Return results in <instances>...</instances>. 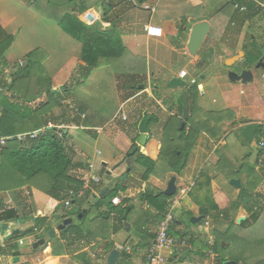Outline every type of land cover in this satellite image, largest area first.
<instances>
[{"label":"crops","instance_id":"crops-1","mask_svg":"<svg viewBox=\"0 0 264 264\" xmlns=\"http://www.w3.org/2000/svg\"><path fill=\"white\" fill-rule=\"evenodd\" d=\"M159 1L149 0L142 4L156 7L153 14L143 7L134 8L127 0H110L111 10L106 24L108 26L115 25L120 34L122 45L132 56L139 57L134 50L140 47L142 40L146 42V45H150L153 40L156 45L166 47L163 40L169 45L170 53L188 55L189 63L195 65L197 63L196 56L192 57L188 54L186 44L193 26L205 19L194 22L191 14L186 16L183 21L177 19L179 17L177 14L176 18L163 22L157 12ZM212 1L183 0V3L185 2L189 7L199 5L209 7ZM253 1L262 7L260 11L264 13V0ZM230 2L247 7L245 3L239 1V4L236 0H218L215 7L212 6L213 12L209 13L208 17L212 15L213 17H227L228 15L229 19L231 15L228 25L230 33L239 35L244 32L245 26L240 24V16L244 12H239L234 7L230 9L228 7ZM28 3V0H0V42L8 35L13 37L8 51L0 58V91L9 94L8 87L14 80L17 70L26 65V58L32 51L40 49L45 54L42 66L51 80L52 90L61 92L62 97V106L54 109L53 116L59 123L58 128L72 125V128H67L69 130L62 129L66 133L72 134L78 128H84V123L88 118L86 110L88 108L86 104L77 102L70 96L71 94H67L66 88L72 87V83L74 84L76 80L78 81L76 85L80 88L81 83H86L98 74L102 77L100 70L103 69L100 67L91 70L89 76L83 81L82 69L85 64L80 60L81 45L65 34L55 22L33 11ZM213 3L215 2L213 1ZM87 14L92 15L94 21L100 22L101 13L98 8H94ZM87 14L84 16L85 23L93 25L94 22L86 20ZM101 26L103 24L99 27ZM145 26H148V31L144 29ZM61 53L63 55H60ZM147 61L148 55L145 58V76L131 78L132 84H137L135 90L130 88L129 90L128 88L120 90L119 82H121L122 76L117 78L115 74L112 75L118 89V97L122 100L120 108L124 107V111L119 109V112L112 115L110 123L106 122L111 126L110 135L118 147L117 154L108 153L105 158H98L101 154L97 152V155L84 161L82 153L73 149V161L84 166L83 169L73 172V176L83 179L85 187L89 185L90 181H94L92 193L96 197L102 190H108L110 185L118 180L117 183H121L125 192L114 198H118L120 201L122 198L132 200L134 209L130 220L124 222L128 225L129 230H126L124 224L122 230L112 234L107 240L113 243L115 249L118 246L127 248L129 256L122 264H147L145 254L157 227L155 211L139 201L136 195L145 189L154 193L164 192L169 180L174 177L176 194L170 200L176 202L175 212L178 215L175 216L173 232L176 236H183L182 238L187 239L189 248L183 253V257L181 255L173 256L167 250L162 251V254L167 258L168 264H220L219 256L225 252L222 250L216 252L215 246H211V243L214 245L215 236H219L224 227L231 224L238 225L248 217L242 204L247 203L249 199L242 198L241 192L243 190L252 194L262 192L264 199V155H258L261 150L260 145L254 141L247 148L236 135L239 129L247 125L255 124L264 127V72L254 69L253 81L248 84L232 83L228 80L226 73L217 74L214 87H217L219 95L217 101H212V105L215 106L203 107L199 104L194 93V100L192 95L189 96V119L183 121L180 99H175V96L160 91V84L179 78V72L184 69H180L177 73L172 71L168 80H165L160 73L162 80L160 84L155 85L152 76H150ZM195 85L197 91L202 89V84L197 81ZM64 89L67 93L63 92ZM201 94L204 95L205 92L202 91ZM193 101L196 105L195 111L190 110ZM64 103L71 104L72 108H70L71 105L67 106ZM31 106L33 107V105ZM66 106L69 110L77 109V113L72 110L67 111ZM126 107L128 109H125ZM71 112H73L72 115H70ZM146 114L154 117L155 120L151 121L149 118L146 144L137 148L138 153L134 159L129 153L134 147L133 142L136 144L140 136L139 123L145 119L143 117ZM168 118L181 121V124L184 123L183 138L185 139H182V145H188V148L181 155L182 167L178 172H170L165 170L167 167L161 165L155 174L150 176L147 181H143L141 176L144 169L138 163L139 155L141 154L152 161L158 160L163 127ZM96 121L101 122L102 120L93 116L89 122L95 123ZM106 123L104 125H107ZM102 127L94 126L95 132L100 134L103 131ZM182 128L180 125V129ZM70 138L72 139L71 136ZM70 143L72 144V142ZM260 143H264V141ZM71 146L73 147V145ZM247 167L253 168L261 181L249 183ZM238 169L240 172L236 174ZM123 177L125 178L123 179ZM87 178L91 180L87 181ZM231 180H238L240 187L236 188L231 185ZM183 189L186 191L181 193ZM243 199L248 201L244 202ZM0 203L15 209L20 218L18 222L3 223L7 225L3 233L0 228V250L2 251L0 253V262L2 263L0 264H7L10 259L15 263L14 258H17L16 262H20V264H81V261L75 260L74 257L82 252L87 253L92 261L106 264L109 254L105 260L99 257L104 249L103 243L97 246V243L101 241L100 238H89V242H81L72 246L64 255H51L53 243L60 239L57 227L63 219L60 218V214H55L58 202L42 192L28 187L2 192L0 193ZM84 210H87V206H84ZM102 211V209L98 210L99 213ZM206 211L209 212L208 215L203 214ZM53 214L59 217L56 218ZM50 215L58 220L53 223L49 218ZM144 215L145 219H143ZM185 215L189 219L194 218L199 221L190 222L192 226L186 227L182 221ZM42 217L47 218L45 228L56 232L54 238L48 242L41 237V233L46 231L45 228L39 233H34L40 236L38 239L45 240L44 248L39 246L36 249L32 248L34 252H25L19 248L24 243L18 245L15 242L10 246L6 244L5 238L8 235L14 231L19 232L30 228L32 226L31 218ZM71 219L74 223V218ZM111 223V225L115 224L113 218ZM37 240L35 239L31 244ZM61 243L65 245L66 242L62 241ZM14 251H17L19 257L12 256Z\"/></svg>","mask_w":264,"mask_h":264},{"label":"trees","instance_id":"trees-1","mask_svg":"<svg viewBox=\"0 0 264 264\" xmlns=\"http://www.w3.org/2000/svg\"><path fill=\"white\" fill-rule=\"evenodd\" d=\"M133 1L137 7H140L149 0ZM236 1L247 5L246 11L241 16L240 24L244 25L248 21L259 20L264 16V13L260 11L262 7L253 0ZM228 5L232 9L233 3L230 2ZM29 7L41 16L55 22L65 34L81 45L80 60L85 64L82 69L83 81L89 76L91 70L104 66H110L117 78L123 75H130L134 78L145 76L144 59L132 56L127 52L121 43L120 34L114 24L110 25V29L107 31L102 26L97 27L94 24L88 25L85 23V14L94 8L100 10V23L108 22L111 10L110 0H33ZM193 8L185 2L183 3V0H160L157 4L158 16L163 22L176 18L177 14L179 15L177 19L184 21L186 16L193 13L190 12ZM227 17L220 16L219 18ZM230 20L231 15L228 21L230 22ZM260 41L257 43L256 39L251 38L250 42L246 43L248 47L244 50V58L246 57L243 63L244 68L254 67L262 57L264 39L260 38ZM12 42L13 37L11 35L0 42V58L8 51ZM44 59L45 54L40 49L32 51L26 58V65L17 70L14 80L8 87L9 94L0 91V138L6 139L4 144L0 145V193L24 187L34 188L58 202L56 208H63V214L60 215L61 219L72 217L78 219V223H73L59 232L60 239L52 245V256L64 255L72 246L81 242H89V238H100L101 241L97 243V246L103 243L104 249L99 257L105 260V257L115 249L113 243L107 240L112 234L124 228V222L130 220L134 205L131 203L132 200L128 198H122L118 205L111 203L114 197L125 192V188L121 183H114V186L110 185L107 193L101 199L96 200V195L92 193L95 182L90 181L89 185L84 187L85 181L73 176V172L83 169L84 166L73 161L74 151L72 146L69 145V134L64 133L62 129H58L59 123L53 116L54 109L62 106V97L61 92L52 90L51 80L42 66ZM136 86L137 84L130 87V89L135 90ZM63 92H65V89ZM190 93L194 100L193 94L195 93L196 97L198 93L196 85L192 86ZM13 95L16 97L13 98ZM31 105L37 106L32 107ZM191 108L190 110L196 108L194 101ZM143 118H151V121L155 120L154 117L148 114ZM180 125L181 121H175L173 118L167 119L163 127L161 150L157 161L139 155L138 163L144 169L141 176L143 181H147L150 176L155 174L161 165L167 167L165 170L170 172H178L182 167L181 155L188 148V145H182V139H185L183 138L185 128L180 129ZM35 132L36 135L31 138L29 134ZM23 134L27 135L23 140L16 138L18 135ZM236 135L247 148L254 141L260 145V142L264 141V127L255 124L247 125L239 129ZM133 145L136 146L135 142H133ZM259 147L261 150L258 155H264V146ZM136 153H138V150ZM239 172L240 169L237 170L236 174ZM246 173L249 183L253 181L255 183L256 180L261 181L253 168L247 167ZM70 190L75 193L82 191L81 197L72 198L70 206H73L74 210H67L63 205ZM262 195V192L255 194L247 190L241 192L240 196L242 198L249 199L245 204L241 202L248 217L238 225H227L219 236H215L213 245L215 251H225V254L219 256L220 264H224L228 260L236 261L238 264H264V229L261 238L259 237L258 240L251 237V233L256 226L259 225V227L264 228V199ZM136 196L139 201L155 211L158 225L166 212L168 202L172 198L166 197L163 192L154 193L148 189L139 192ZM86 205L87 213L78 218ZM94 209L103 210L100 213L98 212V217L92 221L95 223L94 227H83L84 220ZM214 209L216 211V208ZM203 214L208 215L209 212L206 211ZM143 217L145 219V215ZM112 218L115 221L113 225H111ZM19 220L20 218L15 209L0 203V225L18 222ZM30 220L32 226L17 233L12 232L5 238L6 244L10 245L34 233H39L45 228L47 218H31ZM44 230L52 231L49 228ZM169 234L174 237H183L176 236L173 227L170 229ZM62 241L66 242L65 245L61 243ZM236 245L243 252V256H233L235 253L230 252ZM254 246L258 249V251L255 249V256L248 251L250 247ZM246 249L247 251H245ZM0 253H2L1 250ZM172 255L177 256L176 254ZM180 255L183 257V254ZM12 256L19 257V254L14 251ZM128 256L126 251L121 250L116 264L124 263ZM74 259L81 261V264H99L92 261L88 254L84 252L76 255Z\"/></svg>","mask_w":264,"mask_h":264},{"label":"rangeland","instance_id":"rangeland-1","mask_svg":"<svg viewBox=\"0 0 264 264\" xmlns=\"http://www.w3.org/2000/svg\"><path fill=\"white\" fill-rule=\"evenodd\" d=\"M29 3L31 2L28 0ZM213 1L215 3H213ZM211 2V5L209 7L205 6H194V8L190 11L192 13V21L196 20H202V21H207L209 22L211 28L210 31L205 39V43L202 44V47L199 49L196 59L198 60V57L200 54H202L203 51L206 50V48H214V47H219L221 51L225 53V57H230L233 53L238 52L240 50H246L248 47H243L244 44L250 42L251 38L253 40H257L258 42L260 41V38L264 39V16H262L259 20H253L252 22L248 21L244 24V32L240 33L239 35L236 33H230L229 29V21L227 18H217L213 17H208L209 13L213 12V7H215L216 3L218 0H213ZM28 3V4H29ZM213 3V5H212ZM213 6V7H212ZM241 17V16H240ZM242 19V17L240 18ZM238 25V24H237ZM115 26V25H114ZM249 26V27H248ZM98 27V26H97ZM110 26L108 24L104 23L102 28L104 30H109ZM243 31V29H242ZM143 42H140V47L135 49V53L144 59L148 55V70H150V76H152L153 83L155 85L160 84V81L162 78L160 77V73L164 76L165 80L169 79V76L171 72L177 73L180 69H184L187 73L188 76L183 80L185 82V90H188L192 86L190 84V80L195 78L197 83L202 84V89L198 90L199 93L196 95L197 99L199 101V104L202 105L203 107H212L215 105H212V101L215 100L217 101L218 99V89L217 87L215 88L214 86L216 85L215 79L216 75L219 73H226L231 71H236L238 72L241 70L242 64L245 62V58H243L239 63H235L232 68H227L224 65L223 58L217 54H214L208 61V63L203 64L200 67H195L194 64L189 63L190 57L188 55H182V53H170L169 52V45L164 42L166 47L162 45H156L153 40L151 41L150 45H146V42L142 40ZM60 55H63L62 53ZM244 66V65H243ZM249 69H253L252 66L248 67ZM100 73L103 75L102 77L100 76H95L88 80L86 83H81V87L78 88L76 82L73 84L72 87H67L65 90V93L71 94L70 96L73 99H76L77 102H82L83 104H86L87 108V113H88V118L86 120V123H84V128L80 129L78 128L77 130L73 131L72 134H69V145H73V149H75L77 152L82 153V160L86 161L92 156L97 155V152H100V156L98 158H105L108 153H115L117 154L118 147L116 143L113 141V138L110 135L111 132V126L108 124L110 123L109 120H111V117L113 114L116 112H119V109H122L124 111V107L120 108L121 106V101L120 98L118 97V89L117 86L114 82V73L111 69V67L104 66L101 67ZM146 70V68H145ZM254 70V69H253ZM106 71V72H105ZM123 74H128L126 72H122ZM113 75V76H112ZM130 75L122 76L121 82H119V87L120 90H126L130 87H132L134 84H132ZM162 83H167L166 82H161ZM84 85V86H82ZM123 86V88H122ZM71 88V89H70ZM61 89V88H57ZM160 91L165 92L166 94H171L172 96H175V99H179L181 94H182V88H161ZM205 92L204 95L201 94V92ZM65 105H68L64 103ZM71 105V104H70ZM37 105H33L35 107ZM72 107V105H71ZM57 109V108H56ZM125 109H128L127 107ZM67 111L69 108L67 107ZM72 114V113H70ZM93 116H97V118L101 119L102 121H96L95 123L89 122ZM109 121V122H108ZM108 122V123H106ZM107 125H104V124ZM66 126V125H64ZM94 126H103L102 127V132L100 134H97L95 132ZM70 129V128H69ZM67 129V130H69ZM72 137V139L70 138ZM72 142V144L70 143ZM3 145V144H0ZM99 160V159H98ZM97 160V161H98ZM96 163V162H95ZM87 181H90L89 178L86 179ZM256 182H258L256 180ZM175 196V195H174ZM173 196V197H174ZM171 197V198H173ZM246 199H243L245 202ZM45 204V202L43 201ZM87 206V205H86ZM70 210H74L75 208L73 206L69 207ZM68 208V210H69ZM55 214H63V208L59 207L56 208V213ZM53 214V216L55 215ZM98 215V210H92L90 215L87 216V218L84 220L83 227L89 228V227H94L95 223L92 221L94 220L95 217ZM178 213L174 211V216H177ZM52 215H50V219H52L53 223L56 222L58 219L53 218ZM191 219L187 217L186 215L183 217L182 221L186 225V227H190L191 225ZM74 224L78 223V219L74 218ZM264 228L256 226L255 230L251 233V237L256 238L257 240L263 233ZM51 231H43L41 233V237L44 238L47 242L51 241L54 236H50ZM54 234L56 232H53ZM36 236V237H35ZM255 236V237H254ZM40 237L39 235L33 234L31 236L23 238V243L24 245L19 246V248L22 251L25 252H34L32 249V242L37 238ZM261 238V237H260ZM18 243V241L16 242ZM10 246V245H9ZM11 248V247H9ZM255 249L258 251L257 247H250L249 252L253 253L255 256ZM247 251V249L245 250ZM244 251V252H245ZM225 252V251H224ZM231 253H235L233 256H243V252L240 251L239 246L236 245L234 248L230 251ZM240 252V253H239ZM230 253L228 252V255ZM2 263V262H0ZM7 264H20L15 262H12V259L9 260Z\"/></svg>","mask_w":264,"mask_h":264},{"label":"water","instance_id":"water-1","mask_svg":"<svg viewBox=\"0 0 264 264\" xmlns=\"http://www.w3.org/2000/svg\"><path fill=\"white\" fill-rule=\"evenodd\" d=\"M86 20L88 22H94V24L96 26H100V22L99 21H94L93 16L90 14L86 15ZM210 24L207 21H201L197 24H195L192 28V33L190 34L187 44H186V49L187 52L190 56H196L199 49L201 48L204 40L206 39L209 31H210ZM243 47H246V44L243 45ZM217 54L221 57H225V53L223 51H221V49L218 47L215 51L212 48H209L207 51H205L198 63L195 64V67H200L201 65L208 63L209 59L213 56V54ZM245 56V53L243 51H239L237 54L225 58L224 60V65L227 68H232L233 65L235 63H239V61H241ZM241 70H239L238 72L236 71H229L227 72V78L230 82L235 83V82H240L241 84H248L251 83L253 81V69L255 70H261L264 72V50H263V55L262 57L257 61V63L254 65L253 69H247L244 68L243 64L240 67ZM194 86V85H192ZM192 86L189 88V90L192 88ZM161 88H182V94L180 96V101L182 104V119L183 121H186L188 118V110H189V96H190V92L188 90H185V82L182 79L179 78H175L167 83H162L160 84ZM149 123V118H145L142 119L139 123V133L140 136L137 139L136 142V146H134L131 151H130V155L134 157V159H136V151L138 147H143L146 144V140H147V126ZM184 123L181 124V128L183 127ZM64 133H66V131H64ZM129 171V170H128ZM125 177H123L124 179ZM118 180L115 181V183H117ZM230 184L233 185L234 187L238 188L240 187V182L238 180H231ZM107 189L102 190L99 195L96 197L97 199H101L106 193H107ZM163 194L166 197H173L176 194V185H175V178L172 177L168 184L167 187L165 189V191L163 192ZM95 200V201H96ZM94 201V202H95ZM248 200L246 199L245 202H247ZM87 210H82V213L78 215V218H81V216L83 214H86ZM56 218L59 217L58 215H54ZM199 219H194L192 218L191 223H196L198 222ZM23 222V221H22ZM73 224V221L71 218H66L63 219L62 222L60 223V225L57 227V231H62L64 229H66L67 227H69L70 225ZM125 224V223H124ZM126 225V230L128 231L129 227L127 224ZM7 225L6 224H2L0 226L1 228V233L4 232V230L6 229ZM15 233H17V231H14ZM50 236H54L53 231L50 232ZM45 247V240L44 239H38L37 241H35L32 244V248L36 249L38 247ZM120 256V251L117 249H114L106 258V264H116L118 259ZM18 259L14 258V261L16 262ZM224 264H238L236 261H232V260H228L226 261Z\"/></svg>","mask_w":264,"mask_h":264},{"label":"built area","instance_id":"built-area-1","mask_svg":"<svg viewBox=\"0 0 264 264\" xmlns=\"http://www.w3.org/2000/svg\"><path fill=\"white\" fill-rule=\"evenodd\" d=\"M127 1L131 3V5L134 6V8L143 7L149 10L153 14L156 11V7L154 6L149 7L146 5H141L140 7H137L133 0H127ZM226 1H229V0H226ZM233 7L235 10H238L239 12H244L246 10L245 7H240L236 2H233ZM144 29L146 31L149 30L148 26H145ZM187 76L188 74L185 70H181L179 72V79L184 80ZM195 82H196L195 79L190 80V84L192 85H194ZM67 104H68L67 106L70 105L69 103ZM71 110L77 113V109H70V111ZM67 128H72V125L65 126V127L62 126V127H59L58 129H67ZM29 135L32 138L36 135V132L31 133ZM26 136L27 135L23 134V135H18L16 138L18 140H23ZM5 140H6L5 138H0V144H4ZM260 146L263 147L264 143H260ZM90 168H92V166H90ZM185 191L186 189H183L181 190V193H184ZM81 196H82V191L75 193L73 190H70L67 193V199L63 202L64 208L68 209L70 207L72 198L81 197ZM120 202L121 201L118 198H113L111 200V203L113 205H118L120 204ZM175 206H176V202H173L172 200L168 202L166 212L163 215L162 220L158 223L156 230L154 232V238L151 240L150 244L147 247V251L145 254V259H146L147 264H168L167 258L164 257V255L162 254V251L167 250L169 251L170 254L180 255V254H183L189 248L187 239L182 238V237H174L169 234L170 229L174 227L175 222H176L175 216H174ZM22 244H23V241L18 240V245H22ZM211 246H213L212 243H211ZM116 249L119 251L124 250L127 252V248H124V247L118 246Z\"/></svg>","mask_w":264,"mask_h":264},{"label":"flooded vegetation","instance_id":"flooded-vegetation-1","mask_svg":"<svg viewBox=\"0 0 264 264\" xmlns=\"http://www.w3.org/2000/svg\"><path fill=\"white\" fill-rule=\"evenodd\" d=\"M204 41H205V40H204ZM204 43H205V42H203V44H204ZM201 47H202V46H201ZM209 48H210V47L206 48L205 51H207ZM217 48H218V47L216 46V47H214V48H212V49L215 51ZM205 51H203L202 54H203ZM240 51H243V52L245 53L244 50H240ZM238 52H239V51H238ZM238 52L233 53L231 56L237 54ZM202 54L199 55L198 60H197V63H198V61H199V59H200V57H201ZM214 54H215V53H214ZM214 54H213V55H214ZM231 56H230V57H231ZM225 58H228V57H224V58H223V62H224Z\"/></svg>","mask_w":264,"mask_h":264}]
</instances>
